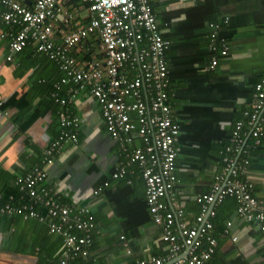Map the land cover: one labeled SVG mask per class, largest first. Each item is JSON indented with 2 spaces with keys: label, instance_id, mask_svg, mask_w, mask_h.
Here are the masks:
<instances>
[{
  "label": "crops",
  "instance_id": "crops-1",
  "mask_svg": "<svg viewBox=\"0 0 264 264\" xmlns=\"http://www.w3.org/2000/svg\"><path fill=\"white\" fill-rule=\"evenodd\" d=\"M16 1L29 5L32 0ZM68 5L76 14L86 15L81 3ZM150 5L159 32L170 41L164 54L170 114L180 126L175 162L178 182L165 202L172 208L181 204L180 222L192 226L198 214L195 196L208 193L221 170L209 163L202 167V161L197 167L190 163L219 155L215 149L233 123L244 121L253 86L264 76V0H150ZM226 17L228 24L218 34L229 45L228 55L218 57L211 69L210 24H220ZM4 29L0 26V34ZM89 41L72 54L88 58L94 49ZM8 55V40L0 38V193L17 203L15 179L41 163L43 149L59 131L58 114L64 109L51 94L66 97L69 86L59 83L62 72L36 53L33 45L10 61ZM4 69L11 71L6 74ZM65 110L78 120V141L66 143L46 166V184L57 201L73 211L86 206L93 215L92 245L85 264H134L151 257L174 264L175 259L167 258L161 228L147 210L138 167L130 165L122 178L110 176L125 158L107 133L89 91L79 92ZM261 119L264 126V109ZM262 144L254 158L259 169L250 171L248 177L252 194L264 202V133ZM134 145L140 146L136 138ZM104 181L108 186L94 195ZM217 208L219 213L212 219L216 249L205 264H264V233L255 224L241 221L228 204H217L215 212ZM34 209L43 221L0 217V264H53L57 259L61 238L48 233L45 211Z\"/></svg>",
  "mask_w": 264,
  "mask_h": 264
},
{
  "label": "built area",
  "instance_id": "built-area-1",
  "mask_svg": "<svg viewBox=\"0 0 264 264\" xmlns=\"http://www.w3.org/2000/svg\"><path fill=\"white\" fill-rule=\"evenodd\" d=\"M69 1L32 0L26 5L0 0V26L5 27L0 38L8 40L7 61L33 45L36 53L47 57L62 72L59 83L69 86L66 97L51 94L54 103L64 109L58 114L57 136L43 149L41 163L15 179L18 202L13 197L4 199L0 193V217L18 215L43 221L44 217L34 209L39 207L45 211L48 233L61 238L53 264H75L78 260L85 264L88 260L95 226L92 213L86 206L73 211L57 201L46 184V166L66 143L78 141V120L65 108L79 92L88 90L99 107L107 133L125 158L110 176L122 178L130 165L138 167L147 210L161 228L167 258L177 259L174 264H205L210 260L216 249L212 235L214 207L226 196L234 198L235 213L241 221L255 224L264 233V202L252 194L253 185L246 175L249 153L260 145L264 133V76L253 86L251 105L244 112L246 121L234 124L227 148L230 155L224 158L222 173L214 176L208 193L195 196L199 212L193 218L194 225L188 226L180 222L183 206L172 208L165 202L178 182L175 162L180 126L170 114L164 58L170 41L158 30L150 0H80L84 16L76 14L73 6L67 5ZM226 24L227 17L220 24H210L207 51L211 69L217 65L218 57L228 55L229 45L218 34ZM89 40H97L99 45L90 59L72 54ZM245 126L249 128L246 139ZM135 138L140 146L134 145ZM108 184L104 181L93 194H99ZM162 263V259L151 257L134 264Z\"/></svg>",
  "mask_w": 264,
  "mask_h": 264
},
{
  "label": "trees",
  "instance_id": "trees-1",
  "mask_svg": "<svg viewBox=\"0 0 264 264\" xmlns=\"http://www.w3.org/2000/svg\"><path fill=\"white\" fill-rule=\"evenodd\" d=\"M75 3V2H80V0H70L68 3ZM68 3H67V5H68ZM82 4V3H81ZM84 4V3H83ZM82 4V5H83ZM90 41H92V43H93V45H94V49H97V47L99 46L98 45V41L97 40H90ZM90 41H89V43H90ZM93 48H92V51L94 52V53H96V51L94 50ZM208 52V51H207ZM91 55H92V53H91ZM91 55L89 54V55H87L88 56V58H85V59H90V57H91ZM82 58V57H81ZM170 98V97H169ZM244 116V115H243ZM243 120L244 121H246V118L244 117L243 118ZM234 124L235 123H233V125L231 126V128H230V130H229V132L227 133V137H226V139L224 140V141H222V143L217 147V149H215L218 153H219V155L218 156H214V157H211L209 160H207V161H204L205 159H197V160H193V161H191V166L192 167H197L198 165H197V163L198 162H201L202 161V167L204 166V165H207L208 163L209 164H211V165H216L217 166V169L220 171L219 172V174L220 173H222V171H223V169H224V167H225V162H224V158L226 157V156H228V155H230V152L229 151H227V148L230 146V143H229V140H230V136H231V132H232V129H233V127H234ZM244 131L246 132L245 133V136H244V139H246L247 138V134H248V132H249V128L248 127H244ZM180 143L182 144V138L180 137ZM250 141H251V139L250 138H248L247 139V145H249L250 144ZM263 143V136L261 137V143H260V145L258 146V147H256L255 149H251V151H250V153H249V158H248V164H247V167H246V175H248V173L250 172V171H256L257 169H259V167H258V165H257V163H254V158L255 157H257L258 156V154H259V151L261 150V146L263 145L262 144ZM180 144V145H181ZM243 158V155H241V157H240V159H242ZM239 159V160H240ZM204 164V165H203ZM196 203V202H195ZM228 204V206H229V208L230 209H232V208H235L236 209V203H235V200H234V198L233 197H230V196H226L223 200H222V202L220 203V205H223V204ZM196 205H197V208H198V212H199V205L196 203ZM218 209L219 208H217L216 209V214H218L219 213V211H218ZM217 217V216H216ZM219 219V218H218ZM215 222V221H214Z\"/></svg>",
  "mask_w": 264,
  "mask_h": 264
},
{
  "label": "clouds",
  "instance_id": "clouds-1",
  "mask_svg": "<svg viewBox=\"0 0 264 264\" xmlns=\"http://www.w3.org/2000/svg\"><path fill=\"white\" fill-rule=\"evenodd\" d=\"M3 71H4L6 74H8V73H10L11 70H10V69H4ZM10 151H11V149H10ZM13 162H14V160H10V161H9V163H13Z\"/></svg>",
  "mask_w": 264,
  "mask_h": 264
},
{
  "label": "water",
  "instance_id": "water-1",
  "mask_svg": "<svg viewBox=\"0 0 264 264\" xmlns=\"http://www.w3.org/2000/svg\"><path fill=\"white\" fill-rule=\"evenodd\" d=\"M179 258H180V257H179ZM175 261H177V259H175V260L173 261V263H174Z\"/></svg>",
  "mask_w": 264,
  "mask_h": 264
}]
</instances>
